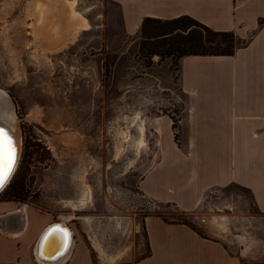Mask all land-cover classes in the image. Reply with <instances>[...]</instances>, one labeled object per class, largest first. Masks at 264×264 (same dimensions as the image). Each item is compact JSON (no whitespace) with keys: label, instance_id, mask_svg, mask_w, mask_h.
Segmentation results:
<instances>
[{"label":"rangeland","instance_id":"rangeland-1","mask_svg":"<svg viewBox=\"0 0 264 264\" xmlns=\"http://www.w3.org/2000/svg\"><path fill=\"white\" fill-rule=\"evenodd\" d=\"M13 1L0 0V89L11 102L20 154L0 198L53 215L70 213L74 230L95 243L94 264H125L144 255L143 217L149 214L187 222L239 251L248 237L219 233L207 220L220 216L227 227L230 219L248 232L259 227L245 188H216L206 208L190 212L153 201L141 188L161 157L164 132L178 138L184 105L178 60L140 56L138 31L126 33L110 0H66L77 20L71 37L51 49L34 19L40 0ZM15 182L19 194L12 193ZM249 237L250 258L258 256L250 261L264 263V236L257 229Z\"/></svg>","mask_w":264,"mask_h":264},{"label":"crops","instance_id":"crops-1","mask_svg":"<svg viewBox=\"0 0 264 264\" xmlns=\"http://www.w3.org/2000/svg\"><path fill=\"white\" fill-rule=\"evenodd\" d=\"M110 1L119 7L127 34L139 31L146 17L182 15L233 33L237 44L231 55L179 59L184 105L177 120L178 142L171 131L164 132L161 157L142 178L141 188L153 201L190 212L206 208L203 202L214 189L236 184L249 192L260 218L259 227H249L251 232L237 228L230 219L223 229L213 216L207 220L219 233L248 237L236 251L229 242L200 235L187 224L145 215L147 252L125 264H264L252 262L258 256L250 258L254 252L249 244L250 233L257 229L264 236V0ZM72 218L70 213L53 215L0 198V264H94L95 243L74 230ZM54 222L66 224L73 242L58 259L40 261L39 237Z\"/></svg>","mask_w":264,"mask_h":264},{"label":"trees","instance_id":"trees-1","mask_svg":"<svg viewBox=\"0 0 264 264\" xmlns=\"http://www.w3.org/2000/svg\"><path fill=\"white\" fill-rule=\"evenodd\" d=\"M138 33V53L145 59L158 56L160 60L170 58L179 61L187 55H231L237 44L231 31L213 30L186 15L171 19L146 17ZM173 136L174 140L178 139L177 134ZM19 185L16 182L11 185L12 193H21ZM178 223L187 224L202 235L189 223Z\"/></svg>","mask_w":264,"mask_h":264},{"label":"bare ground","instance_id":"bare-ground-1","mask_svg":"<svg viewBox=\"0 0 264 264\" xmlns=\"http://www.w3.org/2000/svg\"><path fill=\"white\" fill-rule=\"evenodd\" d=\"M12 3H14V5H15V0ZM70 3L71 2L66 1V0H40L36 4V13H35L36 18H34V19L39 23V26L40 25L42 26L40 28V29H42L41 32H44V33H42V40H43V42L46 43V46L49 47L50 49L53 46H55L56 44H58V43L60 44L63 39L68 38L70 36V34H72V32H73V28L75 26V21L77 20V17L74 14V12L71 10L70 5H69ZM33 16H34V14H33ZM43 25H45V26H43ZM22 31H19L18 33L20 34V32H22ZM11 108H12L11 102H9V99L6 96V93L0 89V125L5 126L6 131L12 133V135L16 139V144L19 148V134H17L16 130L11 127V126H13L12 116L10 114L11 110H12ZM11 178H10V180H11ZM9 181H8V183H9ZM5 187L0 191V193L5 189ZM66 217L68 218L69 215L64 216V218H66ZM212 220L214 223L217 224L216 226H219L222 229L224 228L225 222L223 220H221V219L219 220L215 216L212 217ZM54 223H56V224L50 228L51 234L48 235L50 238L45 243L43 251H42V247L41 248L39 247V250L36 249V256L40 261L44 259L43 256L50 257V260L55 259L57 256L54 257L52 255L55 253V251L57 249H58V254L61 255V253H64L70 247V245L73 242V239L71 238L70 229L66 226V224L64 222H60V223L54 222ZM57 226L59 227V229L66 230V232H67L66 238H65V235L62 231H56V232L51 231L53 228H56ZM48 227H49V225L45 227L43 232ZM44 238H43V243H44ZM39 239H40V237H39ZM63 241H64V243L62 244ZM43 243L41 241L40 245H42Z\"/></svg>","mask_w":264,"mask_h":264},{"label":"snow or ice","instance_id":"snow-or-ice-1","mask_svg":"<svg viewBox=\"0 0 264 264\" xmlns=\"http://www.w3.org/2000/svg\"><path fill=\"white\" fill-rule=\"evenodd\" d=\"M16 162V146L9 134L0 129V187L4 185L11 174ZM52 232L62 231L67 237L66 230L59 229L57 226ZM51 234V233H50Z\"/></svg>","mask_w":264,"mask_h":264},{"label":"water","instance_id":"water-1","mask_svg":"<svg viewBox=\"0 0 264 264\" xmlns=\"http://www.w3.org/2000/svg\"><path fill=\"white\" fill-rule=\"evenodd\" d=\"M0 129H4L5 131H6V128H5V126H3V125H0ZM7 132V131H6ZM8 134H9V136H11V138H12V140H13V142H14V144H15V146H16V162H15V166H14V168H13V170H12V172H11V174L9 175V177H8V179L6 180V182L4 183V185L2 186V187H0V191L7 185V183H8V181L10 180V178L12 177V175H13V173H14V171H15V168H16V166H17V163H18V159H19V154H20V140H19V148H18V146H17V144H16V139H15V137L12 135V133H10V132H7ZM56 223H53V224H51V225H49V227L42 233V235H41V237H40V239H39V242H38V246H37V250H39V247L41 248L42 247V251H43V248H44V246H45V243L47 242V240L50 238L48 235L50 234V228L52 227V226H54ZM45 237V238H44ZM43 238H44V243H43ZM41 241H42V245H40L41 244ZM64 243V241L62 242V244ZM61 244V245H62ZM66 252V251H65ZM64 252V253H65ZM64 253H61V255H63ZM60 254H58V249L55 251V253L52 255V256H57L55 259H53V260H56V259H58L60 256H61ZM44 257V261H48V262H50V261H53V260H50V257H45V256H43Z\"/></svg>","mask_w":264,"mask_h":264}]
</instances>
